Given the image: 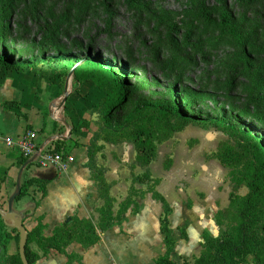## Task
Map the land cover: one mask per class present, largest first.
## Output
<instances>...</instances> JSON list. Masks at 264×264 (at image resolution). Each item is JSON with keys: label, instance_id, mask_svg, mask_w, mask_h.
<instances>
[{"label": "rangeland", "instance_id": "374dc122", "mask_svg": "<svg viewBox=\"0 0 264 264\" xmlns=\"http://www.w3.org/2000/svg\"><path fill=\"white\" fill-rule=\"evenodd\" d=\"M202 1L208 5L213 2ZM8 2L13 8L9 16L1 11L2 3ZM221 2L230 23L224 36L215 30L190 41L185 36L193 23L187 22L185 28L175 26L185 16L184 0H0V56L5 54L16 63H41L52 58L101 60L125 79L126 97L131 101L173 103L175 91L189 115L224 119L264 138V122L247 115L257 111L264 116V104L258 101L264 99V0ZM208 38L212 39L210 45L205 44ZM185 44L181 57L190 62V69L179 80L177 73L171 76L162 69L159 48L178 49ZM69 82L68 76L64 82L68 92ZM189 98L195 99L192 107L187 106ZM97 143L103 147L96 154V164L109 178L115 176L112 170L116 165H127L125 189L114 194L127 196L130 186L137 184L134 177L145 171L135 163L132 145L122 158L125 150L120 148V154H115L110 144ZM221 144L234 143L219 130L193 125L158 144L156 158L150 163L153 179L160 182L164 172L172 169V177L158 192H165L178 203L174 185L184 182L189 165L200 172V166L216 160ZM113 154L120 156L113 160ZM228 172L226 168L220 174V188L228 186L231 193ZM148 185L143 183L142 188ZM246 192L241 186L235 193ZM16 244L0 248V262L4 252L10 255L18 251V241Z\"/></svg>", "mask_w": 264, "mask_h": 264}, {"label": "crops", "instance_id": "0c3cea01", "mask_svg": "<svg viewBox=\"0 0 264 264\" xmlns=\"http://www.w3.org/2000/svg\"><path fill=\"white\" fill-rule=\"evenodd\" d=\"M50 75V68L46 66L19 73L0 68V214L6 221L7 231L20 223L26 233L34 229L38 219H41L44 226L42 234L46 237L73 216L89 219L96 225L98 215L95 210L102 205L91 173L85 167L87 146L97 129L94 125L96 117L91 113L92 103L88 102L92 91L87 84L76 86L69 71L66 76L71 79L69 103L61 107L66 77L64 80L55 77L51 82ZM80 123H87L88 127L75 131L74 127ZM27 130L36 133L37 145L46 149H64L70 153L73 160L63 172L54 175L50 169L27 164L15 146ZM130 145H111V149L115 154H120V148L125 150L122 155L125 158ZM115 156L119 158L120 155L113 154V160ZM216 160L210 159L206 166H200L202 172H196L192 165L188 166L184 182L174 185L179 195L178 203L165 192H162L164 196L160 193L171 209L168 216V226L174 239L169 255L171 264H182L184 260L191 262L197 258L201 252L203 233L213 238L221 234L222 228L216 225L215 214L227 209L230 192L228 186L220 188L223 184L220 174L226 168ZM123 164L116 165L112 170L115 173L113 178H109L106 172L104 174L106 182L111 183L109 194L116 201L113 211L126 197L125 194L121 198L114 195L122 194L125 189V172L128 170L127 165ZM215 166H219L220 170ZM147 169L153 179V165L151 167L149 164ZM171 170L164 172L155 187L157 191L161 192L167 178L172 177ZM120 178L121 181H118ZM38 181H46L43 191ZM143 183H137L134 187L143 189ZM21 190L25 192L22 195ZM138 204L139 209L135 214L129 209L123 215L121 224L105 230L97 244L88 249H83L77 243L69 244L66 253L79 258V261L71 264H155L165 253L163 235L159 229L162 208L150 194L138 199ZM181 230L185 239L181 237ZM11 235L13 238L9 244L17 245L19 235ZM31 248L39 253L34 245ZM34 264L68 262L65 254L51 250ZM246 264H252L250 257Z\"/></svg>", "mask_w": 264, "mask_h": 264}, {"label": "trees", "instance_id": "16d2710c", "mask_svg": "<svg viewBox=\"0 0 264 264\" xmlns=\"http://www.w3.org/2000/svg\"><path fill=\"white\" fill-rule=\"evenodd\" d=\"M212 1V5H208L202 0H184V5L187 7L185 16L175 26L185 28L187 22L193 23L186 32L185 37L188 40L192 41L202 34L209 35L215 30L224 36V30L229 28L228 13L223 7V2ZM12 10V4L2 3L1 11L5 15L9 16ZM237 40L235 42L239 43L240 39ZM211 43L212 39L208 38L205 44ZM185 48H187L186 44L178 49L168 46L159 48L160 58L163 59L162 69H166L171 76L177 73L179 80H183L184 73L190 69V62L181 57ZM43 66L50 68L51 82L55 77L64 80L72 70L74 84L76 86L87 84L92 91L88 102L92 103L91 113L96 117L97 129L87 146L85 167L91 173V180L95 184L102 205L95 210L98 215L96 225L89 219L73 216L69 222L55 227L48 237L42 234L44 226L41 219H38L36 227L25 233L24 256L27 264H34L51 250L65 254L68 264L79 261L78 257L66 253L67 246L77 243L83 249H88L97 244L105 230L121 224L123 215L129 209L134 214L138 211V199H143L145 194H150L162 208L159 229L163 235L165 253L155 261V264H171L169 255L174 246L172 232L168 226L171 209L165 198L155 189L159 181L150 177L147 167L156 158L157 145L167 141L188 125L202 129L214 128L233 141L232 146L221 144L215 153L219 163L229 169L228 176L233 191L229 194L227 209L215 214V223L222 228L221 234L213 238L203 233L199 256L191 262L184 260L182 264H246L249 257L252 264H264V138L262 136L231 126L224 119H206L198 115H189L185 111L186 106L180 103L175 91H172L173 103L131 101L126 97L125 79L118 76L110 65L101 60L52 58L41 63H16L5 54L0 56V68L7 72L19 73ZM261 70L264 71V63ZM189 99L187 106H194L195 99ZM258 101L264 104L263 98ZM66 103H69V95L66 97ZM247 115L256 121L264 122V116L259 115L257 111ZM82 127L87 128L88 124L80 123L74 127V130ZM98 141L110 145L130 143L135 154V163L145 168L141 175L134 177V181L149 183L144 190L130 186L126 198L117 205L115 211L113 208L116 201L109 194L110 184L104 178L105 170L96 164V154L103 147V144L98 145ZM38 183L40 190L43 191L46 181H38ZM241 186L247 190L243 196L235 193ZM24 193L21 190L20 195ZM12 233L18 236V229L12 226L7 231L6 221L0 214V248L10 243L13 238ZM181 237L186 238L183 230ZM32 245L39 253L31 248ZM0 264H22L18 251L10 255L4 252Z\"/></svg>", "mask_w": 264, "mask_h": 264}, {"label": "built area", "instance_id": "2783aa9c", "mask_svg": "<svg viewBox=\"0 0 264 264\" xmlns=\"http://www.w3.org/2000/svg\"><path fill=\"white\" fill-rule=\"evenodd\" d=\"M68 96V91L64 92L60 101V106L64 105V101ZM17 151L27 164H33L42 169H50L54 175L63 172L68 164L73 160L70 153L64 149L43 148L36 143V133L33 131H25L15 144Z\"/></svg>", "mask_w": 264, "mask_h": 264}, {"label": "water", "instance_id": "95a60500", "mask_svg": "<svg viewBox=\"0 0 264 264\" xmlns=\"http://www.w3.org/2000/svg\"><path fill=\"white\" fill-rule=\"evenodd\" d=\"M72 73V70L70 71V74ZM69 221V219L67 220ZM13 227L18 229V235H19V243H18V255L20 257L22 264H27L24 256V246H25V231L20 223H17L13 225Z\"/></svg>", "mask_w": 264, "mask_h": 264}]
</instances>
